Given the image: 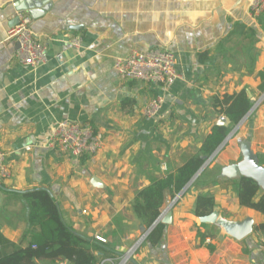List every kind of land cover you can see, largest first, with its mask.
<instances>
[{
    "label": "crops",
    "instance_id": "1",
    "mask_svg": "<svg viewBox=\"0 0 264 264\" xmlns=\"http://www.w3.org/2000/svg\"><path fill=\"white\" fill-rule=\"evenodd\" d=\"M13 4L31 18L32 31L47 45V62L39 68L21 65L17 44L7 38L17 23ZM247 4L0 0V149L10 172L0 181V234L7 243L0 256L28 249L24 223L7 222L23 206L9 192L43 190L70 231L112 246L114 264L122 257H128L125 264H264V232L258 229L264 216L241 207L227 182L240 178L232 167L243 161L245 148L264 169V12L251 18ZM151 49L175 56L174 84L157 88L118 77L117 58ZM242 90L251 110L199 175V184L173 206L161 242L152 247L145 238L129 253L144 232L131 212L136 192L197 155L223 117L216 115L214 98ZM156 97L163 99L162 108L147 119L143 107ZM64 120L91 125L102 136L100 150L72 158L47 149L49 136ZM204 194L213 196L222 218L251 219L252 233L235 240L217 225L201 224L193 209ZM176 196L166 194L162 211ZM53 253L33 257L31 264L64 261Z\"/></svg>",
    "mask_w": 264,
    "mask_h": 264
},
{
    "label": "trees",
    "instance_id": "2",
    "mask_svg": "<svg viewBox=\"0 0 264 264\" xmlns=\"http://www.w3.org/2000/svg\"><path fill=\"white\" fill-rule=\"evenodd\" d=\"M213 107L216 115L229 120L228 126L215 125L211 133L203 140L197 155L191 156L173 172L162 177H156L150 184L136 192L131 203L133 216L141 223L144 230L149 229L161 215L166 194L172 197L179 194L191 181L193 176L204 164L203 157H210L223 143L232 129L238 125L252 108L245 90L233 95H224L221 99L214 98ZM204 172V171H203ZM200 176L189 186L199 184ZM233 188L241 207L253 210L264 216V193L255 181L247 177L227 181ZM188 189V188H187ZM187 191V190H186ZM185 191V192H186ZM17 201L23 204L19 214L8 216L24 223L22 238L28 241V249L15 256H0V264H31L33 257L45 256L54 251L52 256H61L68 264H99L104 258H114L112 246L93 240L85 239L70 231L61 219L59 210L49 194L43 190L27 192H9ZM4 211V205L0 208ZM215 210L212 195L196 197L193 214L196 218L210 215ZM166 225L157 224L148 234L146 241L152 247L157 246L163 237ZM258 229L264 232V224ZM0 234V249L6 246ZM35 246V248H32ZM113 253V254H112Z\"/></svg>",
    "mask_w": 264,
    "mask_h": 264
},
{
    "label": "built area",
    "instance_id": "3",
    "mask_svg": "<svg viewBox=\"0 0 264 264\" xmlns=\"http://www.w3.org/2000/svg\"><path fill=\"white\" fill-rule=\"evenodd\" d=\"M13 6L15 7V4ZM247 7L249 16L256 18L264 12V0H248ZM16 19V25L7 33V38L18 46L16 59L25 67L43 66L47 62V45L32 31L31 18L28 15L16 12ZM71 45L77 47L78 42L73 40ZM114 70L121 80L148 84L157 88L170 86L179 78L175 56L169 51L160 49H151L144 53L132 52L126 57L117 58L114 62ZM162 105L161 97L153 98L143 107V116L147 119L156 117ZM101 145L102 136L96 133L91 125L64 120L58 122L45 147L72 158H81L96 154ZM9 177L10 172L5 165V153L0 149V181H5ZM96 239L104 243L103 239L99 237ZM127 258L122 257L117 264H125ZM59 264L68 263L63 261ZM99 264H114V260L104 258Z\"/></svg>",
    "mask_w": 264,
    "mask_h": 264
},
{
    "label": "water",
    "instance_id": "4",
    "mask_svg": "<svg viewBox=\"0 0 264 264\" xmlns=\"http://www.w3.org/2000/svg\"><path fill=\"white\" fill-rule=\"evenodd\" d=\"M17 12L20 10L17 8V4H15ZM33 17V16H32ZM217 124L219 126H228L230 124L229 120L221 117ZM239 126L236 125L235 128ZM234 131V130H233ZM232 134H229L223 143L217 148V150L208 158L203 157L204 164L197 171V173L193 176L189 184L179 193L177 197H175L171 202H167V205L163 211H161V215L155 221V223L147 230H144L141 239L137 242V244L130 250L129 253L133 252V250L148 236V234L155 228V226L159 223L163 225H169L171 223L172 212L171 209L177 203L178 199L183 196L187 188L197 179V177L207 168V166L211 163V161L216 157V155L221 151L227 140L231 137ZM232 171L236 176L239 177H247L252 179L257 183V185L264 190V169L261 168L257 162L253 154L248 148L243 150V161L232 167ZM94 186L100 187L98 184V180L94 179ZM201 224H213L219 226L225 234L230 236L235 240H243L248 237L253 231V222L251 219L247 218L242 222H233L228 221L222 218L219 213L214 210L210 215L202 217L199 219Z\"/></svg>",
    "mask_w": 264,
    "mask_h": 264
},
{
    "label": "rangeland",
    "instance_id": "5",
    "mask_svg": "<svg viewBox=\"0 0 264 264\" xmlns=\"http://www.w3.org/2000/svg\"><path fill=\"white\" fill-rule=\"evenodd\" d=\"M175 198V197H174ZM174 198H172L171 200H170V202L174 199ZM100 263V262H99Z\"/></svg>",
    "mask_w": 264,
    "mask_h": 264
}]
</instances>
